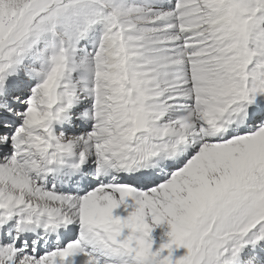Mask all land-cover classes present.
I'll list each match as a JSON object with an SVG mask.
<instances>
[{
    "label": "snow or ice",
    "instance_id": "6c2138e0",
    "mask_svg": "<svg viewBox=\"0 0 264 264\" xmlns=\"http://www.w3.org/2000/svg\"><path fill=\"white\" fill-rule=\"evenodd\" d=\"M0 264H264V0H0Z\"/></svg>",
    "mask_w": 264,
    "mask_h": 264
}]
</instances>
